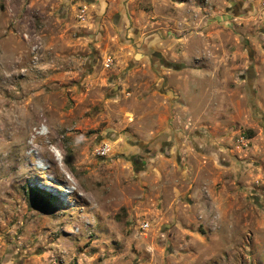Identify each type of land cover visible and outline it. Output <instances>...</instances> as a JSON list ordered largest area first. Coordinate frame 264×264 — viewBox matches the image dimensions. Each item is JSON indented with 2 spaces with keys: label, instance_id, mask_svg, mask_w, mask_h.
<instances>
[{
  "label": "rangeland",
  "instance_id": "rangeland-1",
  "mask_svg": "<svg viewBox=\"0 0 264 264\" xmlns=\"http://www.w3.org/2000/svg\"><path fill=\"white\" fill-rule=\"evenodd\" d=\"M0 264H264V0H0Z\"/></svg>",
  "mask_w": 264,
  "mask_h": 264
},
{
  "label": "built area",
  "instance_id": "built-area-1",
  "mask_svg": "<svg viewBox=\"0 0 264 264\" xmlns=\"http://www.w3.org/2000/svg\"><path fill=\"white\" fill-rule=\"evenodd\" d=\"M141 228H142L144 231H148L149 228H150V224H149V223H142Z\"/></svg>",
  "mask_w": 264,
  "mask_h": 264
},
{
  "label": "bare ground",
  "instance_id": "bare-ground-1",
  "mask_svg": "<svg viewBox=\"0 0 264 264\" xmlns=\"http://www.w3.org/2000/svg\"><path fill=\"white\" fill-rule=\"evenodd\" d=\"M37 165L40 167V166H43L44 164H42V163H37Z\"/></svg>",
  "mask_w": 264,
  "mask_h": 264
},
{
  "label": "water",
  "instance_id": "water-1",
  "mask_svg": "<svg viewBox=\"0 0 264 264\" xmlns=\"http://www.w3.org/2000/svg\"><path fill=\"white\" fill-rule=\"evenodd\" d=\"M95 0H90V2H94Z\"/></svg>",
  "mask_w": 264,
  "mask_h": 264
},
{
  "label": "flooded vegetation",
  "instance_id": "flooded-vegetation-1",
  "mask_svg": "<svg viewBox=\"0 0 264 264\" xmlns=\"http://www.w3.org/2000/svg\"><path fill=\"white\" fill-rule=\"evenodd\" d=\"M86 1H89L90 2V0H86Z\"/></svg>",
  "mask_w": 264,
  "mask_h": 264
}]
</instances>
